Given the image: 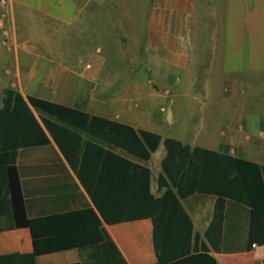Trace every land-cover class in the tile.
<instances>
[{"label": "crops", "instance_id": "0c3cea01", "mask_svg": "<svg viewBox=\"0 0 264 264\" xmlns=\"http://www.w3.org/2000/svg\"><path fill=\"white\" fill-rule=\"evenodd\" d=\"M5 2L0 0V16L7 15V36L1 34L8 42L3 49L0 43V66H11L14 57L9 75L18 91L159 134L163 141L147 164L155 196L163 193L157 179L167 138L264 165V113L257 90L248 91L264 82V0ZM85 35L99 37L106 58L84 45L72 58L67 40ZM89 55L94 65L82 69ZM111 60L121 71L103 72L108 63L114 66ZM100 99L102 113L95 111ZM52 144L26 150L18 160L29 226L0 233V255L31 253L37 264L83 263L80 249L102 243L105 229L128 264H156L152 220L106 224ZM182 203L194 234L206 241L215 200L193 195ZM248 213L228 204L231 224L224 237L231 251L212 252L219 264H264V245L242 250Z\"/></svg>", "mask_w": 264, "mask_h": 264}, {"label": "trees", "instance_id": "16d2710c", "mask_svg": "<svg viewBox=\"0 0 264 264\" xmlns=\"http://www.w3.org/2000/svg\"><path fill=\"white\" fill-rule=\"evenodd\" d=\"M159 134L6 88L0 107V233L29 226L18 160L26 150L53 142L90 196L104 222L151 219L156 264H219L212 252H227V206L248 210L247 244L264 245V165L167 138L161 196L152 193L147 166L162 143ZM203 195L215 200L211 223L201 235L182 201ZM104 241L80 249L83 263L128 264L103 229ZM83 256V255H82ZM0 264H37L31 253L0 255Z\"/></svg>", "mask_w": 264, "mask_h": 264}, {"label": "rangeland", "instance_id": "374dc122", "mask_svg": "<svg viewBox=\"0 0 264 264\" xmlns=\"http://www.w3.org/2000/svg\"><path fill=\"white\" fill-rule=\"evenodd\" d=\"M31 27L34 29L37 26L35 24H32ZM0 31H1L0 32V43H1V45H2L1 47L3 49V48L7 47L5 43H7L8 40H7V37H5L3 34H1L2 33L1 29H0ZM35 33H37V32H35ZM47 37H48V39H50V41H54V39H55V37L52 35H48ZM99 40L100 39L97 35H94L93 37L90 35L89 36L85 35V36L79 37V38H77L76 36H71L67 41H68V44L71 47H73L72 58H74L76 53L81 52L80 49L83 48L81 45H84L85 46L84 48H89V50L93 51V53H95L97 57H101L103 59L106 58L107 53H108V52H106V49L103 48L102 52L98 50L99 48L104 47ZM77 46H80V48H77L78 50H76ZM4 59L5 58H3V56L1 55V51H0V61L2 60V62L4 63L5 62ZM8 62H9L8 64L11 66H8V67H5V66L3 67L2 65L0 66V107L2 106V94L6 88L11 87V88L18 90V87L16 86V80L13 78L12 75H9V70L14 69V65H13L14 64V57H12V58L10 57L8 59ZM88 62L89 63L91 62L94 65V61L91 59V55H89V57L84 60L82 69H84V67L86 65L85 63H88ZM111 62L114 66H110L108 63L105 67H102V70L104 73H108L109 71H112V70L115 71L117 69L119 71H121L122 66L116 65L115 61H113V60H111ZM252 87L253 88H249L248 91L252 92L253 91L252 89H255V91L257 90L258 96H259V101H260L259 107H260V110L263 114L264 113V82L262 80L260 82L256 81ZM96 90H97V92L98 91L101 92L102 89H100V87H99ZM95 106H96V109H95L96 112H98V113L103 112L102 105H101V99L99 101H96ZM208 201H209V199H208ZM228 218L229 219L227 220V227L231 224V218L229 216H228Z\"/></svg>", "mask_w": 264, "mask_h": 264}, {"label": "built area", "instance_id": "2783aa9c", "mask_svg": "<svg viewBox=\"0 0 264 264\" xmlns=\"http://www.w3.org/2000/svg\"><path fill=\"white\" fill-rule=\"evenodd\" d=\"M2 4L5 6L6 2L5 0H2ZM7 15L5 13H2V15L0 16V29L4 31L5 36L7 35L6 31H5V20H6ZM168 95H170L169 92H167ZM253 248H256V245H253Z\"/></svg>", "mask_w": 264, "mask_h": 264}]
</instances>
